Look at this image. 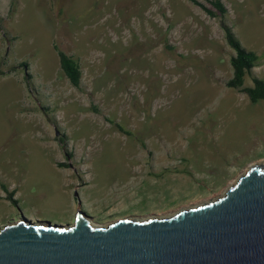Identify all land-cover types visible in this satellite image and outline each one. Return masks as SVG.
<instances>
[{
    "label": "rangeland",
    "instance_id": "obj_1",
    "mask_svg": "<svg viewBox=\"0 0 264 264\" xmlns=\"http://www.w3.org/2000/svg\"><path fill=\"white\" fill-rule=\"evenodd\" d=\"M197 1L0 0V228L164 217L264 163V100L228 87L222 26L264 79V0Z\"/></svg>",
    "mask_w": 264,
    "mask_h": 264
},
{
    "label": "water",
    "instance_id": "obj_2",
    "mask_svg": "<svg viewBox=\"0 0 264 264\" xmlns=\"http://www.w3.org/2000/svg\"><path fill=\"white\" fill-rule=\"evenodd\" d=\"M0 264H264V163L218 199L164 217L7 224Z\"/></svg>",
    "mask_w": 264,
    "mask_h": 264
},
{
    "label": "trees",
    "instance_id": "obj_3",
    "mask_svg": "<svg viewBox=\"0 0 264 264\" xmlns=\"http://www.w3.org/2000/svg\"><path fill=\"white\" fill-rule=\"evenodd\" d=\"M190 1L195 4H200L197 0ZM210 1L217 12L212 9H205L212 17H217L220 14L224 16L228 12L226 6L221 0ZM222 26L226 33L227 42L235 52L231 58L233 78L227 83L228 87L245 93L249 96L252 102L264 100V79L254 74V68L259 65L261 60L260 56L255 52L248 51L243 46L242 42L235 34L231 26L226 24L224 21L222 22ZM56 49L60 59L61 70L69 78L74 86L79 87L82 81V70L80 65L72 56H68L58 48ZM247 77L252 79L253 86H245V80ZM117 127L119 128L120 132L124 133V130L120 125ZM3 188L7 190V199L17 203L15 199L16 191H9L5 185H3Z\"/></svg>",
    "mask_w": 264,
    "mask_h": 264
},
{
    "label": "flooded vegetation",
    "instance_id": "obj_4",
    "mask_svg": "<svg viewBox=\"0 0 264 264\" xmlns=\"http://www.w3.org/2000/svg\"><path fill=\"white\" fill-rule=\"evenodd\" d=\"M85 215V214H84ZM86 216V215H85ZM87 217V216H86ZM87 218H89V219H91L92 221H94L95 219H93V218H91V217H87Z\"/></svg>",
    "mask_w": 264,
    "mask_h": 264
},
{
    "label": "bare ground",
    "instance_id": "obj_5",
    "mask_svg": "<svg viewBox=\"0 0 264 264\" xmlns=\"http://www.w3.org/2000/svg\"><path fill=\"white\" fill-rule=\"evenodd\" d=\"M237 181H238V179H237ZM225 195V194H224ZM218 199V198H217Z\"/></svg>",
    "mask_w": 264,
    "mask_h": 264
}]
</instances>
